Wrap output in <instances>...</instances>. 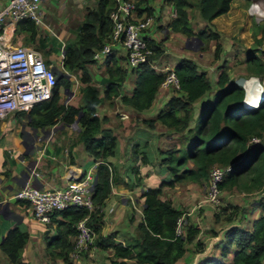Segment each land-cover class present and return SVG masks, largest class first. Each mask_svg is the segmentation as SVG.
Wrapping results in <instances>:
<instances>
[{
	"label": "trees",
	"instance_id": "trees-1",
	"mask_svg": "<svg viewBox=\"0 0 264 264\" xmlns=\"http://www.w3.org/2000/svg\"><path fill=\"white\" fill-rule=\"evenodd\" d=\"M176 10V16L170 21L172 31L187 37L198 36L204 42L215 41V59L222 58L226 38L218 32L211 21L229 11L232 0H166ZM145 0L136 1V9L141 12ZM116 0H97L94 8L88 9L81 22L76 40L63 48V70L79 74L82 83L80 104L64 103L62 89L68 88L72 81L67 76L57 77L50 99L35 104L27 113L29 124L34 127L48 128L58 121L73 124L79 118L78 141L82 142L86 152L99 160L96 183L93 189L94 209L92 212L83 207L69 206L54 212L51 217L61 215L57 220V235L46 238V249L53 258L65 264H76L72 258L76 235V222L86 216L89 225L95 228L96 246L102 251H110L108 264H264V203L261 202L259 215L250 214L253 203L247 205L226 203L215 210L214 225L208 229V237H221L209 252L208 240L202 238L201 227L186 208L176 204L164 194L167 186L174 187L184 182L205 183L209 180L210 169L214 164L232 165L220 183L221 191L239 190L245 195L263 193L264 195V100L256 108H246L242 104L244 90L238 86L226 70V59L219 66L216 82H212L209 72L200 69L198 63L189 57H181L174 65L181 89L168 88L171 92L157 115L152 119H143L146 126L155 129V124L163 125L168 132L182 134L179 144H173L163 152L160 164L165 166L166 177L156 184L145 187L138 193L141 203V220L135 226L133 234L125 240H117V231L103 234V211L110 195L112 184L118 178L110 172L109 157L116 156L117 136L111 128L105 127L106 116H100L98 107L105 101L119 98L121 103L142 112L152 107L161 87L165 73L158 72L153 63L164 52L161 42L148 38L153 53L147 62L137 67H124L119 63L116 52L107 56L103 63L107 78L102 90L93 82L89 65L94 64L95 50L100 49L112 39L113 24L109 17ZM195 8L199 17L206 21L204 28L194 30L189 9ZM16 35L22 36V44H36L45 41L39 34L37 24L25 18L17 23ZM201 46V48H203ZM244 50V48H243ZM260 52V55L255 52ZM248 73L264 79V48L247 49ZM127 60V55L122 57ZM51 64L50 61H46ZM129 73L136 75L134 87L130 93H122L123 84ZM216 88L213 101L210 93ZM206 102L197 111L196 105L203 97ZM195 124L191 126V122ZM196 129L197 135L190 138ZM252 136H259L257 144H248ZM188 142V143H187ZM184 144V145H183ZM138 147V144H134ZM144 163L148 157L143 152H135ZM138 149V148H137ZM141 179V178H140ZM140 182V180H139ZM184 215V234L177 236L175 229L178 218ZM249 226H246L245 220ZM245 223V224H244ZM29 240V233L18 227L10 229L1 243V249L12 264H27L22 252ZM87 252L82 253V257ZM55 262V263H54Z\"/></svg>",
	"mask_w": 264,
	"mask_h": 264
},
{
	"label": "crops",
	"instance_id": "crops-1",
	"mask_svg": "<svg viewBox=\"0 0 264 264\" xmlns=\"http://www.w3.org/2000/svg\"><path fill=\"white\" fill-rule=\"evenodd\" d=\"M8 1L0 0V7ZM248 3H250V0H232L229 11L211 21L215 29L224 35V37L226 36V51H230L234 47L230 41L233 40L231 37H235L236 32H242L240 37L247 38L243 33L245 24L247 25L252 22L251 18L247 17V14L245 15V13H248L245 12L247 11ZM96 4L97 0H45L43 2L44 25L49 27L48 30L52 36L54 35L56 38L60 37L57 46L59 47V51H61L60 68L62 70V52L64 46L76 40L86 12L88 9L94 8ZM141 7H150L151 13L148 10L141 12L139 9H136V17L142 18L149 15L154 20L152 26L146 31L148 37L157 42H163L165 39H168L169 33L172 31L169 23L175 17V7L166 0H145ZM262 7L264 8V6L261 5V11H263ZM189 15L194 30L204 28L207 25L206 21L199 17L198 11L194 7L189 9ZM238 16L242 17L244 21L242 24L241 22L239 23L241 18H238ZM237 25L242 26L240 29H236ZM39 34L41 38L45 39V43H47L48 31L39 29ZM62 34L64 38L61 39ZM258 36H260L259 33L257 34ZM186 38L187 36L185 35L180 37L182 41H186ZM252 43L253 40H250L249 48H251ZM16 44H22V39L18 38ZM113 50L116 52V56L121 59L119 63L124 67H128L127 60L122 58L127 53L123 44L115 43ZM190 55V53L181 52L179 58ZM103 61L104 59L95 61L94 64L88 67L94 84L100 90L103 89L107 78ZM167 63V61L159 57L155 59L153 67L158 72L164 73L167 68L174 67L177 61L172 66H168ZM217 72H219L218 69H211L210 73L212 77L209 73L213 83L216 82ZM70 76L71 85L67 89H62L61 92L65 104L73 103L77 105L81 103L82 83L79 79V74H71ZM135 77L134 73H129L126 82L123 84L122 93L127 94L131 92L134 87ZM170 96L171 92L168 88L160 87L152 107L142 112L125 106L119 98H114L112 102L105 100L98 107L100 116L107 117L104 126L111 128L117 136L118 146L116 156L107 159L111 166L114 167V174L118 180L112 184L111 195L103 209L105 212L102 231L104 235L117 231V240L129 238L133 234L135 226L142 218L138 193L144 190L145 187L156 184L161 178L167 176L165 166L160 164V159L166 149L175 143L177 145L180 143L179 140L182 134L168 132L159 123L155 124V129H150L143 122V119L154 118L157 112L164 107ZM206 100L205 96L195 103L196 113L194 116L197 115V111ZM29 121L30 118L27 113L17 111L10 112L6 118L0 119V264H12L2 251L1 243L7 232L14 227H18L20 230L29 233V240L22 252V257L27 261V264L53 263V258L46 249V238L57 235V220H61L62 217L61 215L51 217V221L47 225L38 222L33 217L30 204L15 197L16 192L22 186L28 183L40 188L61 187L66 185L70 180L80 178L88 172L96 176L98 168L99 160H94L86 152L83 143L78 141V132L81 130L79 121L77 124H63L61 121H58L56 125L44 129L31 126ZM194 124L195 121L191 122V126ZM134 144H138V149ZM133 147L136 148L135 152H143L147 155V163H144L140 156H134ZM28 168L32 172H28ZM23 172L26 176L23 175ZM192 184L196 183L192 182ZM169 188L171 187H165L164 194H169ZM186 191L184 193L187 195ZM261 197V200L255 202V204L259 203V205H255L252 202L253 206L250 212L255 213L261 209V202L264 203V195ZM180 198L184 202L187 201L184 198V194H180ZM199 201L191 207H186V210L187 214L200 225V236L209 242L208 250L220 239L221 233L216 237L207 236L208 229L211 227L210 221L205 219L203 228L199 219L200 216H195V214L199 213L200 209H206L209 206L207 205L208 203H203L200 204L199 210H197ZM243 205H247L250 208L248 201L247 204ZM195 209L196 212H194ZM247 220H245V223L246 226H249ZM70 238L74 239V236H70ZM214 238L218 240L211 246ZM89 250H92L91 252L94 253L95 251L102 252L103 255L110 254L109 250L102 251L99 249L95 241ZM198 256L195 257V261ZM55 264L65 263L58 259Z\"/></svg>",
	"mask_w": 264,
	"mask_h": 264
},
{
	"label": "built area",
	"instance_id": "built-area-1",
	"mask_svg": "<svg viewBox=\"0 0 264 264\" xmlns=\"http://www.w3.org/2000/svg\"><path fill=\"white\" fill-rule=\"evenodd\" d=\"M44 1L9 0L0 7V119L6 118L13 111H29L35 104L48 100L53 95L57 75L46 63L42 52L31 44H16L19 37L16 35V28L20 20L29 18L36 24L44 21ZM262 4L264 6V0H250V14L263 17L264 12L260 10ZM135 11L134 0H116V5L109 14L113 24L112 39L95 50L94 60L101 61L109 56L115 43L123 44L126 49L129 67H137L149 60L153 50L149 46L146 31L154 20L149 15L137 18ZM174 15L176 16V10ZM164 73L161 87L180 90V79L174 68H167ZM260 141L259 136H252L248 144H257ZM108 166L112 171L111 166ZM231 168L230 164H214L211 167L207 194L199 202V206L205 202L216 208L221 206L222 191L219 185ZM94 181L95 176L88 172L56 188L34 187L27 183L16 192L15 197L30 204L33 217L38 222L48 224L54 212L72 205L92 212L95 207L92 198ZM89 217L87 214L76 222V235L71 252L75 261H80L82 253L91 248L97 235L95 228L88 223ZM183 222L184 215L178 218L175 229L177 236L184 234Z\"/></svg>",
	"mask_w": 264,
	"mask_h": 264
},
{
	"label": "rangeland",
	"instance_id": "rangeland-1",
	"mask_svg": "<svg viewBox=\"0 0 264 264\" xmlns=\"http://www.w3.org/2000/svg\"><path fill=\"white\" fill-rule=\"evenodd\" d=\"M249 5L250 3H248V6ZM245 12H248V7H247V11ZM246 14H247V17L251 18L252 20L251 22L252 24L251 23H248L247 25L245 24V29L243 31V33L247 36V38L240 37L242 32H236L235 37H231L233 40L230 41V43L233 44L234 47L230 51H226V48L224 47L225 50L222 54V58L215 59V56H214L215 41L213 40L211 41L205 40V42L203 41L204 47L203 48L200 47L199 50L188 49V48H185L186 47L185 41H182L180 39V37H182L183 34H179L178 32H174V31L173 32L171 31V33H169L168 39H165L163 42H161L164 52L160 56V58L163 59L164 61H167L168 66H172L173 64H175V61L179 60V55L181 52L190 53L191 55L188 57H191L193 60L195 59L197 62L199 61L198 63L199 68L205 69L209 73L211 72V69L212 70L218 69L219 71L218 65H221L223 63L222 60L226 59L227 66L225 68L227 72H229L231 78L235 79L238 76L247 75L248 68H247L246 59L249 57L247 49L249 48L248 45L250 44V40H253V43L251 44V48L252 47H257L259 49L264 48V16L262 17L258 15H250L249 12L245 13V15ZM238 18H241L239 23L241 22L242 24V22H244L242 17L238 16ZM37 26H38V29L40 30L48 31V34H47L48 42L47 43H45V41L37 42L36 44H33L32 46L42 52L46 61L48 60L50 61V63L52 62V65L49 64L50 66H56L59 68V70H62L60 68L61 51H59V47L57 46L58 39H60V37L56 38L54 35L52 36L51 32H49L48 30L49 27L45 26L44 22L37 24ZM241 26L242 25H237L236 29L237 28L240 29ZM258 33L260 34V36L257 37ZM18 38L22 39V36L20 35ZM62 38H64L63 34L61 36V39ZM224 44H227V43L224 42ZM210 46H213V47L209 48ZM255 54L260 55V52L256 51ZM120 61L121 59L119 60V62ZM218 73L219 72L216 73V79H217ZM260 83L264 87V82H262L261 78H260ZM216 87L217 86L215 85L214 90L210 93V95H208L211 101L214 100L215 95H217V91H219V89ZM195 135H197L196 129L194 130L192 134H190V138L192 139L193 137H195ZM207 186H208V180H206L205 183L203 182V183H196V184H192V182L179 183V184H176L174 187L169 188V194L167 193V195H169V197L173 199V201L176 204H179L180 206L184 208L191 207L192 205L196 204L198 200L201 201L206 197ZM192 187L193 189H191ZM185 190H187L186 191L187 195L184 193ZM180 194H184V198L187 200L186 202L181 200ZM261 196H263V193H258V194L253 193L250 195H244L239 190H232V191L224 190L221 192V207H223L226 203H241L243 205V204H247V201L248 203L251 201V202H254L255 204L257 200L262 199ZM205 203H208V202H205ZM207 205L210 208L208 207L206 209L204 208L200 209L199 213H196L195 216H198V217L200 216L199 219H200V222L202 223L203 228H204L203 223L205 219H208L210 221V226H215L219 228L221 224L219 223V224L214 225L213 215L215 213V210H218L220 207L216 208L212 206L211 204H207ZM257 205H259V203ZM197 207H198L197 210H199L200 206L197 205ZM194 212H196V209ZM259 213H260V209L259 211L257 210L255 213L252 211L250 212V214L252 215L251 216L252 218H254L256 215L258 216ZM216 240L218 239L216 238L213 239L211 246ZM209 250L210 248L206 252H208ZM91 251L89 250L85 254L84 258L81 257L80 261H76V263L77 264H108L109 263V259H108L109 257L107 254L103 255L102 252H99V251L98 252L95 251L96 253L95 254L94 252H91Z\"/></svg>",
	"mask_w": 264,
	"mask_h": 264
},
{
	"label": "water",
	"instance_id": "water-1",
	"mask_svg": "<svg viewBox=\"0 0 264 264\" xmlns=\"http://www.w3.org/2000/svg\"><path fill=\"white\" fill-rule=\"evenodd\" d=\"M252 1H257V0H252ZM203 44H204L203 40L198 36L187 37L186 41H185V46L188 49L199 50V48ZM53 69L57 73L58 78H60L62 75L67 76L68 78L70 76V73L63 72L62 70H59V68L56 66H53ZM255 81L260 84V78L258 76H255V75H250L248 77L241 75L235 79L236 84L238 86L242 87L244 90V96H243V100H242V104L244 107L254 108L257 105L256 102L255 103L252 102L253 100H252V94H251L252 87H253V84ZM65 92H66V90H65ZM261 99H260V101H261ZM80 115L81 114H79V116L75 120V122H74L75 124L78 123ZM28 172H32V170L30 168H28ZM23 175L26 176L24 174V172H23ZM95 183H96V179H95L93 186H95ZM1 213H3V212H1ZM195 262H194V264H195Z\"/></svg>",
	"mask_w": 264,
	"mask_h": 264
},
{
	"label": "bare ground",
	"instance_id": "bare-ground-1",
	"mask_svg": "<svg viewBox=\"0 0 264 264\" xmlns=\"http://www.w3.org/2000/svg\"><path fill=\"white\" fill-rule=\"evenodd\" d=\"M263 5V4H262ZM263 8V7H262ZM260 10H261V6H260ZM263 11H264V8H263ZM261 84V83H260ZM259 83H257L256 81L254 82L253 84V87H252V91H251V94H252V102L253 103H257L259 104L260 103V99L263 97L264 95V87H262V85H260Z\"/></svg>",
	"mask_w": 264,
	"mask_h": 264
},
{
	"label": "clouds",
	"instance_id": "clouds-1",
	"mask_svg": "<svg viewBox=\"0 0 264 264\" xmlns=\"http://www.w3.org/2000/svg\"><path fill=\"white\" fill-rule=\"evenodd\" d=\"M248 12H249V10H248ZM250 13V12H249ZM251 15H253V14H251ZM23 45H26V44H23ZM46 61V60H45ZM47 63V62H46ZM128 64V63H127ZM49 65V64H48ZM63 65V64H62ZM50 66V65H49ZM52 68H53V66H51ZM63 72H67V71H64V70H62ZM69 73V72H68ZM56 75H57V73H56ZM70 75H71V73H70ZM71 76H69V78H70ZM260 78V77H259ZM264 100V98L262 97V99H261V101H260V103L262 102ZM259 103V104H260ZM259 104H257L254 108H256V107H258L259 106ZM246 108H248V107H246ZM17 112H19V111H17ZM25 112H28V111H25ZM109 165V164H108ZM229 165V164H228ZM231 165V164H230ZM111 166V165H110ZM225 166V165H224ZM232 166V165H231ZM109 167V166H108ZM111 168H112V171H110L111 173H113V167L111 166ZM232 169V168H231ZM95 179L97 180V177L95 176ZM95 182V181H94ZM93 189H94V186H93ZM19 200H21V199H19ZM203 204V203H202ZM50 223V222H49ZM48 223V224H49ZM45 225H47V224H45ZM75 237V236H74ZM74 240V239H73ZM95 241V240H94ZM88 252V251H87Z\"/></svg>",
	"mask_w": 264,
	"mask_h": 264
}]
</instances>
